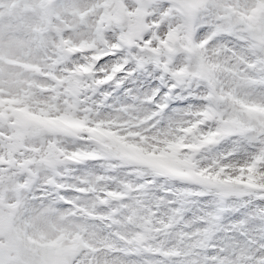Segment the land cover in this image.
Segmentation results:
<instances>
[{"label":"snow or ice","instance_id":"obj_1","mask_svg":"<svg viewBox=\"0 0 264 264\" xmlns=\"http://www.w3.org/2000/svg\"><path fill=\"white\" fill-rule=\"evenodd\" d=\"M0 264H264V0H0Z\"/></svg>","mask_w":264,"mask_h":264}]
</instances>
